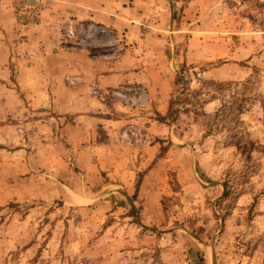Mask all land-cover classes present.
Masks as SVG:
<instances>
[{
  "label": "rangeland",
  "instance_id": "obj_1",
  "mask_svg": "<svg viewBox=\"0 0 264 264\" xmlns=\"http://www.w3.org/2000/svg\"><path fill=\"white\" fill-rule=\"evenodd\" d=\"M94 1L118 27L78 19L67 0L12 8L22 29L56 23L70 88L82 82L71 54L135 71V83L92 92L104 111L128 107L117 139L135 143L138 168L96 153L82 167L87 146L61 131L70 117L0 116V264H264V0ZM152 156L163 163L147 178L139 163Z\"/></svg>",
  "mask_w": 264,
  "mask_h": 264
},
{
  "label": "crops",
  "instance_id": "obj_2",
  "mask_svg": "<svg viewBox=\"0 0 264 264\" xmlns=\"http://www.w3.org/2000/svg\"><path fill=\"white\" fill-rule=\"evenodd\" d=\"M13 1L0 0V116L30 114L32 110L43 108L64 118L70 117L71 120H63L61 131L63 137H67L70 143L87 146V153L84 152L85 164H82V167L95 166L93 154L96 153L99 155V161L105 162L104 167L137 169L135 143L121 142L117 139L120 138V132L131 122V114H127L128 107L121 104L120 107L116 105L114 111H104V103L93 98L92 92L93 85L107 92L110 88L135 83V71L125 69L123 64L119 67H110V64L92 59L86 54H71L69 56L79 64L73 67L75 68L73 73L81 76L82 82L78 87L70 88L63 76L66 71L63 60L68 56L56 52L58 40L54 30L56 23L40 33L36 32L38 30L36 28H20L14 16ZM67 3L68 11L78 19L94 20L118 27L117 23H112L113 20L104 15L102 3L94 0H67ZM45 22L49 24L47 19ZM19 30L27 34L28 42L15 48L16 34ZM24 50L29 52L27 56L23 54ZM25 57L32 59L27 62ZM11 66L16 69L14 78L11 75ZM163 95L165 96H160L156 100L161 104L160 113L165 115L168 99L165 93ZM97 109L99 112L102 111L101 115L93 116L91 112L95 113ZM60 119L57 116L50 117L52 126ZM42 122L40 121V124H43ZM158 124L155 122L151 125L150 133L164 136L167 133L166 129ZM98 129H103L108 135L106 141L98 138ZM124 135L126 136L127 132L124 131ZM152 150L153 148L149 149ZM152 158L153 156L139 163V167L153 168L147 178L155 173V169L159 170L162 167L163 162L151 164ZM147 164L149 166H146Z\"/></svg>",
  "mask_w": 264,
  "mask_h": 264
}]
</instances>
